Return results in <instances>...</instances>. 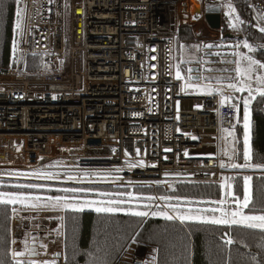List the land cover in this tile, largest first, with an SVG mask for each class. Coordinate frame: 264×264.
I'll list each match as a JSON object with an SVG mask.
<instances>
[{
    "label": "built area",
    "instance_id": "built-area-1",
    "mask_svg": "<svg viewBox=\"0 0 264 264\" xmlns=\"http://www.w3.org/2000/svg\"><path fill=\"white\" fill-rule=\"evenodd\" d=\"M198 1L196 20H205L212 4ZM247 1L257 25H264V0ZM64 7L65 0H19L18 66L0 72V180L152 188L218 183L221 130L237 129L241 103L226 87L236 65L224 61H234L240 48L203 46L239 41L221 33L187 35L196 24L190 0H72L70 56L61 70ZM192 45L195 60H185L183 49L193 51ZM27 56H40L43 71L26 73ZM176 65L185 66L184 79H176ZM190 67L211 78L193 83L223 87L229 100L221 105L217 93L188 95ZM181 100L191 108L180 107ZM204 149L211 154L196 155ZM138 161L143 165L129 168ZM47 259L62 264L61 251L39 261ZM149 259L136 251L127 264Z\"/></svg>",
    "mask_w": 264,
    "mask_h": 264
},
{
    "label": "trees",
    "instance_id": "trees-1",
    "mask_svg": "<svg viewBox=\"0 0 264 264\" xmlns=\"http://www.w3.org/2000/svg\"><path fill=\"white\" fill-rule=\"evenodd\" d=\"M236 8V15L244 21L240 26L241 36L235 35L227 26V18L220 0H207L209 4H221L220 32L223 36L231 35L238 41L247 40L257 50L255 58L264 62V33L257 27L255 17L248 7L247 0H231ZM17 0H0V70L14 68L15 56L13 40L15 36ZM27 73L42 72L40 56H27L25 61ZM243 117V102L240 103L239 120ZM250 147L253 164L264 165V98L257 97L250 105ZM243 159V146L238 143L237 161ZM257 169L256 167H253ZM263 168V167H261ZM249 181L251 208L245 209L248 214H264V174L254 173ZM43 185L41 188H21L20 185ZM65 188H87L92 193L80 194L82 198L102 197L119 199L116 193H132V207L137 210H157L159 205L164 209L166 203H180L193 209L218 208L215 203L223 199V188L219 183L178 182L173 190L163 191L161 186L112 187L110 185H75L40 182H22L0 180V193L23 192L40 195H64ZM243 176L235 177L232 185L233 199H243ZM100 193L111 195L101 196ZM154 197L153 207L146 209L150 203L146 198ZM161 196L177 199L160 200ZM123 199H128L127 195ZM158 201V202H157ZM121 207L127 208L128 205ZM13 208L21 205L0 204V264H15L13 250ZM211 215V213H205ZM219 215V213H215ZM62 264H113L126 255L127 247L139 244L150 249V264H264V231L248 228L244 225H215L200 221L166 220L162 216L136 217L126 211L97 213L94 209L75 212L64 209L62 216ZM231 239L233 243L226 241ZM131 254V253H130ZM127 256H129L127 254ZM27 262L29 259H20ZM38 260V259H36Z\"/></svg>",
    "mask_w": 264,
    "mask_h": 264
},
{
    "label": "snow or ice",
    "instance_id": "snow-or-ice-1",
    "mask_svg": "<svg viewBox=\"0 0 264 264\" xmlns=\"http://www.w3.org/2000/svg\"><path fill=\"white\" fill-rule=\"evenodd\" d=\"M19 3V0H17ZM227 9L224 13L225 17L227 18V26L231 29L240 31V26L244 24V21L240 18L239 15H236V8L233 7L232 3L229 2L228 4L224 5ZM264 20V16L261 17ZM255 27L261 33H264V25H256ZM15 28H21V10L17 8L16 10V22ZM241 45L248 50V53H255L256 48L250 44L247 40L240 41L239 43H235L233 45H216V44H207L203 47L211 49V48H220V47H233L235 49H239ZM15 46V42H14ZM183 48V46H181ZM260 48L264 49V45H260ZM248 53H243L240 51H234L232 55L236 57L234 61H227L225 60L224 63H235L236 67L235 77H228L227 79L229 82L226 87L235 92H245L247 91L248 95L243 98V164L233 162L237 157V152L235 147L232 148L231 154H229L227 149H222V154L228 156V163L221 161L220 167L221 168H233V169H246V168H261L264 165L253 164V156L252 150L250 147V132H251V119H250V105L251 103L257 99V97L264 98V62H261L260 59L255 58L254 55H249ZM210 55L212 53H209ZM219 53H216L218 55ZM199 63V61H198ZM176 79L181 80L184 77L181 75V70L179 65H176ZM187 82L185 83V88H192L199 91H204L206 94L212 95L213 93H217L221 96L219 103L221 105L225 104L226 101L229 100V97L224 95L223 87H212L211 85H201L198 83H193V80L199 81L204 79H211L209 77H204L202 74L199 73V70L194 68H188L187 70ZM208 71H213V69H208ZM222 71H230L229 69H222ZM193 73H196L193 75ZM217 81L225 79L224 77H216ZM230 107L236 109L238 105L232 104ZM235 126H233L234 128ZM179 131V129H177ZM227 132L228 136H233V132L227 129L224 130ZM196 139V137H193ZM233 145H235L236 141L233 139ZM115 151V150H114ZM166 151H170V149H166ZM127 156L128 153L125 152ZM187 155V152L185 153ZM142 166L143 161H138L137 163H129V168ZM115 171H120V169H115ZM34 175L41 176L45 179L53 178L50 173H43V172H35ZM12 175H22V173H12ZM69 179H74V177L69 176ZM252 177L244 176V188H243V199L241 200L239 197H236L234 201H228L226 199H222L220 201H216L215 203L221 205L218 208H204V209H193L191 207H187L185 205H181L180 203H166L164 209H161L159 205L156 206L157 210H145L140 211L137 208L132 207L133 199L139 200L140 197H134L132 193H116L115 195L121 197L119 199H109L105 200H89V199H82V193H87L89 190L84 188H65L61 191L65 193L64 195H57L54 197H46L42 198L39 195H31L25 194L23 192H6L0 193V204L4 205H21L24 207H30L33 209H39L42 207H62L63 209H71L75 212H81L85 208H91L95 206V211L97 213H105V212H118V211H126L129 214L136 216V217H148L151 216H162L166 220H179L181 223L184 221H200L203 223H211L215 225H228L229 227L233 225H244L248 228L252 229H260L264 231V214H248L245 212V209L251 208V196H250V188H249V181H251ZM235 180V177H225V183L221 184V187L224 188L227 184L228 188H231V184L228 183L229 181ZM157 183H161L157 181ZM21 188H41L43 185H20ZM101 196H108L111 194L108 193H100ZM127 195L128 199H123V197ZM233 193L228 191L226 193V197L232 196ZM150 203L145 204L144 207L146 209H151L153 207L151 201H153L154 197H147L146 198ZM160 200L163 201H170L172 199H179L170 196H161L159 197ZM235 203V209L226 208L224 205ZM122 205H128L127 208L121 207ZM171 214H170V212ZM15 212L16 209L13 208ZM220 213V215H215V213ZM205 213H211V215H205ZM226 243L231 244L233 241L228 239ZM41 248H47L46 245H41ZM37 250L34 247L28 245L27 240L25 241V248L24 251H12L11 255L15 260V264H56L55 259L51 260H43L38 261L36 259H29L27 262L18 259L19 257H23L28 255L29 257L36 256ZM58 255V254H57Z\"/></svg>",
    "mask_w": 264,
    "mask_h": 264
},
{
    "label": "rangeland",
    "instance_id": "rangeland-1",
    "mask_svg": "<svg viewBox=\"0 0 264 264\" xmlns=\"http://www.w3.org/2000/svg\"><path fill=\"white\" fill-rule=\"evenodd\" d=\"M71 1L72 0H65V7H64V13H63L64 26H65L64 27V29H65V36H64V59L61 61V64H60L61 70H64L65 67L67 66L68 61H69V56H70V39H71V32H70V28H71L70 5H71ZM73 1L75 3H81L82 0H73ZM220 1L224 5L228 4L229 2L232 3L231 0H220ZM232 5H233V3H232ZM224 9H226V8L224 7ZM254 17H255V15H254ZM21 18H22V14H21ZM14 29H15V26H14ZM239 32L240 31H237V30H234L233 29V33H235V35L241 36V35H239ZM240 48H241L242 52L243 51L244 52L248 51L242 45H241ZM183 58L185 60L188 59L187 52H186L185 49H183ZM26 59H27V57L24 58V61H26ZM17 66H14V69L13 70H15ZM19 68H21V67H19ZM23 69L26 72L25 66H24ZM181 69H182L183 73L185 74V66L184 65H181ZM8 70L13 71V70H11V68H8L5 71H1L0 70V72H6ZM195 91H196V89H192V88H189L187 90L188 94H193V92H195ZM182 105H183V107H190L189 102H184ZM240 124H241L240 125V127H241V129H240L241 130L240 131V138L242 139V141L241 140L240 141L243 144V133H244V130H243V117L241 119ZM240 138H238V137L237 138H234L235 141H236V143H235L236 145H237L238 140ZM231 143L232 142H229V145L231 147L229 149L230 151L228 150L229 154H231V150L234 147ZM236 145H235V149H236ZM222 149H224V148L221 145V148H219V150H220L219 151L220 152L219 165L221 163V159L225 163H228L229 162L228 161V156L222 154V151H221ZM225 149H226V147H225ZM236 152L238 153L237 150H236ZM195 153H196V155H199V156L200 155H210L211 154V151L209 149H204L202 151L195 152ZM233 162L239 163L237 161V157H236V159ZM243 163H244V160L242 159V161L239 164H243ZM221 169H222V174L220 176V181L218 182L219 184L225 183V181H224V178L225 177H236V176H239V175H242L243 177L244 176H251L252 174H254L257 171H259L257 169L255 170L254 168H246V169L221 168ZM233 181H229L228 182V183L231 184V188H228L227 187V184L223 188V196H224L223 199H226L227 198L228 201H234L233 195L230 196V197H226V193L228 191H231L232 192ZM136 186H138V185H136ZM112 187L117 188L116 186H112ZM133 187L134 186H129V188H133ZM162 188H163V191L173 190V188H171V187H162ZM85 189H87V188H85ZM88 190L89 191L87 193L95 192V191H92L91 189H88ZM25 194H30V193H25ZM31 195H33V196L39 195L42 198L54 197L52 195H47L46 196V195L33 194V193ZM82 199L105 200V201L109 200L107 198H102V197H87V198H82ZM220 207H221V205H220ZM224 207L231 208V209H235L236 205L233 202L230 205L229 204L224 205ZM85 209H94L95 210V206H93L91 208H85ZM63 210L64 209L62 207L53 208L51 206H49V207H42V208H39V209H33V208H30V207H24V206H21V208H17L16 211L13 212V215H12V218H13V238H14L13 239L14 245H13V250L12 251H15V249L24 250V248H25V241L26 240L28 242V245L32 242V240L33 241H36L37 240L38 237L34 236L35 235V232H39L41 230H43L44 232H46V229H48V227L52 226V230L50 232V235H48V236H51L52 237V239H51L52 241L48 245L50 247L52 246V250H51L52 252H55V251L60 250L61 251V254H62V246H61L62 243L60 241V238L62 237V232H63V230H62ZM169 212H170V210H169ZM170 214H171V212H170ZM219 215H220V213H219ZM43 228H45V230ZM36 242L38 244V241H36ZM127 249L131 251V254L127 258H125L124 260H122V258H120L121 261H122V264H127V262L129 261V258L132 256L133 253H135L136 251L139 252V251H143V250H145L149 254V258L150 259H149L148 264H150V262L152 260V253H153L150 249H145V248L142 249L141 247H139V245H135V246L134 245H129L127 247ZM27 259H30V258H27ZM35 259H38V258L36 257ZM47 260H51V259H47ZM38 261H39V259H38ZM56 264H59V262L56 261Z\"/></svg>",
    "mask_w": 264,
    "mask_h": 264
},
{
    "label": "crops",
    "instance_id": "crops-1",
    "mask_svg": "<svg viewBox=\"0 0 264 264\" xmlns=\"http://www.w3.org/2000/svg\"><path fill=\"white\" fill-rule=\"evenodd\" d=\"M196 1V3L198 4V7H195L194 9H192L191 8V1H190V14H191V16H192V19H195V21H196V24L193 26V29H192V32L191 33H188L187 35H189V36H194V37H211V36H215V35H217V34H220L221 32H219L218 30H214V29H211L209 26H208V24H207V22L205 21V20H201V19H198V20H196L197 19V15H196V11L197 10H199L200 8V3H199V1L198 0H195ZM208 3V2H207ZM221 4H222V8L224 9V4L221 2ZM221 4H219V6L221 5ZM213 5V4H212ZM214 5H217L216 3L214 4ZM198 8V9H197ZM197 9V10H196ZM225 10V9H224ZM240 33V32H239ZM239 35H241V33L239 34ZM191 49H193V51H190V52H188V51H186L187 52V56H188V61H193V60H195V51H194V48H193V45H192V47H191ZM186 50V49H185ZM240 50H241V48H240ZM240 52H242V50L240 51ZM247 53H248V51H246ZM246 52H244L243 51V53H246ZM249 54V53H248ZM250 55V54H249ZM181 68V67H180ZM181 70V75L182 76H185V74L183 73V71H182V69H180ZM189 88H186V93L188 94V92H187V90H188ZM203 93H206V92H204V91H199V90H196L195 92H193V94H188V95H196V94H203ZM232 94L240 101V102H243V98L244 97H246L247 95H248V93H247V91H245V92H235V91H233L232 92ZM184 102H189V104H190V107H183V103ZM179 106L180 107H182V108H191V106H192V103L190 102V101H188V100H181L180 102H179ZM240 120H239V126L237 127V129L236 130H234V131H232L233 132V136H228L227 135V132H225L224 131V129L223 130H221V134H220V141H219V148H221V145H222V147L225 149V147H226V149L227 150H229L231 147H230V145H229V142H232L233 141V139L234 138H240V129H241V127H240ZM242 141V139L240 138L239 140H238V143H239V141ZM240 141V142H241ZM238 143H237V145H236V150L238 151ZM242 143V142H241ZM232 145H233V143H231ZM235 145H233L234 147H235ZM225 146V147H224ZM242 146H243V144H242ZM244 147V146H243ZM220 151V150H219ZM230 151V150H229ZM220 153V152H219ZM221 161H222V159H221ZM224 162V161H223ZM227 162V161H226ZM256 170V169H255ZM257 170H259V171H257L256 173L257 174H264V167L263 168H257ZM38 232H35V234H37ZM38 238H37V240H38V244H37V246H36V250H37V258L38 259H41V258H45V257H48L49 255H50V253L52 252L51 250H52V246L50 247L48 244L52 241L51 239H52V237L51 236H46V237H43L42 235H39V236H37ZM62 237L60 238V241H61V243H62ZM30 245V244H29ZM41 245H46L47 246V248H46V250L45 249H43V248H41ZM132 245H139V244H132ZM62 246V245H61ZM139 247H141L142 249H144L142 246H140L139 245ZM18 248V247H17ZM15 251H24V250H20V249H15ZM130 253H131V251L130 250H127L126 251V255H124V257H123V259L122 260H124L125 258H127L128 256H127V254L128 255H130ZM26 258H29V256L28 255H25V256H23V257H19L18 259H26Z\"/></svg>",
    "mask_w": 264,
    "mask_h": 264
},
{
    "label": "water",
    "instance_id": "water-1",
    "mask_svg": "<svg viewBox=\"0 0 264 264\" xmlns=\"http://www.w3.org/2000/svg\"><path fill=\"white\" fill-rule=\"evenodd\" d=\"M204 18L211 29H214V30L219 29L221 25V7L219 5H207L206 14ZM228 37L232 38L231 35H228ZM43 229L45 230V228ZM30 246L36 249L37 242L32 240V242L30 243ZM36 257L37 255L34 256L33 258L32 257H29V258L35 259Z\"/></svg>",
    "mask_w": 264,
    "mask_h": 264
},
{
    "label": "bare ground",
    "instance_id": "bare-ground-1",
    "mask_svg": "<svg viewBox=\"0 0 264 264\" xmlns=\"http://www.w3.org/2000/svg\"><path fill=\"white\" fill-rule=\"evenodd\" d=\"M191 1V8L194 9L195 7H198V4L196 3L195 0H190ZM197 10V9H196ZM78 12H80V9H78ZM240 34V33H239ZM200 146H203L202 144L198 143Z\"/></svg>",
    "mask_w": 264,
    "mask_h": 264
},
{
    "label": "flooded vegetation",
    "instance_id": "flooded-vegetation-1",
    "mask_svg": "<svg viewBox=\"0 0 264 264\" xmlns=\"http://www.w3.org/2000/svg\"><path fill=\"white\" fill-rule=\"evenodd\" d=\"M39 235H42L43 237H46L47 236V234H46V232H44V231H39L37 234H35L34 236H39ZM36 241H38V240H36Z\"/></svg>",
    "mask_w": 264,
    "mask_h": 264
}]
</instances>
